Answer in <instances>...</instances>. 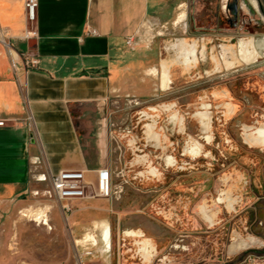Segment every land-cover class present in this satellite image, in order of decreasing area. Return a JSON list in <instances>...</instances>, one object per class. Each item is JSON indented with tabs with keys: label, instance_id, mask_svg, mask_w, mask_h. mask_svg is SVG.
<instances>
[{
	"label": "rangeland",
	"instance_id": "rangeland-1",
	"mask_svg": "<svg viewBox=\"0 0 264 264\" xmlns=\"http://www.w3.org/2000/svg\"><path fill=\"white\" fill-rule=\"evenodd\" d=\"M246 2L160 1L108 100L111 196L77 200L72 216L35 180L0 202V264H82L77 223L103 215L111 242L97 247L122 264H264V21ZM128 230L151 240L147 257Z\"/></svg>",
	"mask_w": 264,
	"mask_h": 264
},
{
	"label": "crops",
	"instance_id": "crops-1",
	"mask_svg": "<svg viewBox=\"0 0 264 264\" xmlns=\"http://www.w3.org/2000/svg\"><path fill=\"white\" fill-rule=\"evenodd\" d=\"M160 1L38 0L30 25L25 0H0V24L11 45L0 43V202L24 194L41 174L85 170L95 180L97 170L112 172L108 100L132 78L135 48L127 39L157 12ZM31 28L37 34L26 39ZM24 55L37 65L27 66ZM164 69L165 63L161 83L167 88L171 73L168 69L163 79ZM79 224L90 233L77 243L93 236L97 245L110 246L112 225L104 215ZM95 247L86 246L92 255L80 253L82 264H122L120 255Z\"/></svg>",
	"mask_w": 264,
	"mask_h": 264
},
{
	"label": "built area",
	"instance_id": "built-area-1",
	"mask_svg": "<svg viewBox=\"0 0 264 264\" xmlns=\"http://www.w3.org/2000/svg\"><path fill=\"white\" fill-rule=\"evenodd\" d=\"M38 0H25V10L27 22L32 25L36 21V10ZM95 33V31H92ZM37 32L34 29H30L26 32L25 38L29 39L36 36ZM9 36L7 30H5L0 24V43L5 47L10 48L11 45L8 41ZM129 48H135L134 37H129L126 41ZM25 64L37 65V60L27 55L23 56ZM4 125V121L0 120V126ZM96 179L92 180L88 177V173L85 170H62L57 174H41L38 176V181H48L51 186L50 192L60 203L65 213L72 212L71 203L77 200H84L94 197H110L112 194V172L108 168H102L97 170ZM83 242L86 246H97V240L92 236L91 239L84 237ZM85 246V247H86ZM109 247V245H108ZM86 255H92L91 249H85Z\"/></svg>",
	"mask_w": 264,
	"mask_h": 264
},
{
	"label": "flooded vegetation",
	"instance_id": "flooded-vegetation-1",
	"mask_svg": "<svg viewBox=\"0 0 264 264\" xmlns=\"http://www.w3.org/2000/svg\"><path fill=\"white\" fill-rule=\"evenodd\" d=\"M229 2H230V0H228V3ZM252 4H253V7H251L247 2L244 4L243 9L245 10V12L248 13V14H253V13H255L257 11L258 14L260 15V17L264 21V0H252ZM228 5H229V7H232L230 3ZM261 25H262V23H261ZM261 25L259 27H262ZM256 134H258L257 140L259 142H262L263 145H264V127H258L256 129ZM167 160H168V162H172L168 158H167ZM173 161H175V160H173ZM259 224L263 225L262 222H260ZM127 232L132 237H134L135 243L140 246V249L144 252V256L147 257L148 254H149L148 248L151 245V240L149 238L145 237V235L141 231H132V230H130V231H126L125 233H127ZM139 233H141L142 236H139L140 235ZM146 239H149L150 241L146 242L147 241ZM252 243H254V241L250 237L248 242H246V244L249 245V244H252ZM241 245H244L243 241L239 242L238 246L237 245L236 246L237 247H245V246H241ZM246 251H250V250H246ZM258 251L261 254H264V243H262V246H261V248H259Z\"/></svg>",
	"mask_w": 264,
	"mask_h": 264
},
{
	"label": "bare ground",
	"instance_id": "bare-ground-1",
	"mask_svg": "<svg viewBox=\"0 0 264 264\" xmlns=\"http://www.w3.org/2000/svg\"><path fill=\"white\" fill-rule=\"evenodd\" d=\"M106 231H107V228H106Z\"/></svg>",
	"mask_w": 264,
	"mask_h": 264
}]
</instances>
